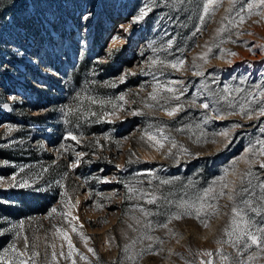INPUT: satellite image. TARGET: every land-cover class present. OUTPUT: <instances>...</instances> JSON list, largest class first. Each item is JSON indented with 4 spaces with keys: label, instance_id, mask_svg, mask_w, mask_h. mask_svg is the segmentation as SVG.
<instances>
[{
    "label": "rangeland",
    "instance_id": "obj_1",
    "mask_svg": "<svg viewBox=\"0 0 264 264\" xmlns=\"http://www.w3.org/2000/svg\"><path fill=\"white\" fill-rule=\"evenodd\" d=\"M248 2L220 0L201 24L205 0H0V264H15L10 248L15 244L23 251L25 235L29 248L23 259L40 253L29 264H128L125 234L134 238L145 231L156 239L137 245L139 251L152 244L137 264H200L208 259L200 255L205 251H212L220 264L221 248L235 253L228 244L216 243L228 216L213 218L207 229L194 216L173 220L165 229L160 225L175 209L163 201L147 204L140 191L179 202L209 186L219 192L222 183L234 181L237 189L247 186L255 193L248 198L258 211L249 216L264 226L259 214L264 189L258 187L264 182L259 166L264 158L248 154L241 159L264 139V117L250 120L238 111L249 92L264 90V16L253 10L239 27L225 19L235 20L236 10ZM145 6L151 10L135 22ZM222 24L227 29L218 33ZM209 48L205 61L200 57ZM178 59L185 61L182 69L166 66ZM157 60L165 63L153 64ZM176 80L183 83L169 84ZM158 82L183 89L185 110L176 117L164 110L177 103L162 99L170 94L161 90L157 101L150 99ZM226 84L243 91L218 100ZM192 100L209 108L190 107ZM113 104L119 105L115 111ZM261 106L259 98L251 102L256 111ZM221 115L225 118H216ZM158 129L177 142L174 156L168 155L170 143L157 151L141 139ZM69 132L81 142L68 138ZM76 152L86 155L72 168ZM13 175L29 186H10ZM160 180L171 183L160 185ZM65 188L75 207L65 203ZM230 203L219 200L222 213ZM53 207L58 211L50 216ZM141 207L153 215L144 217ZM69 210L71 216L59 215ZM56 228L64 229L74 245L68 259V243Z\"/></svg>",
    "mask_w": 264,
    "mask_h": 264
},
{
    "label": "snow or ice",
    "instance_id": "obj_2",
    "mask_svg": "<svg viewBox=\"0 0 264 264\" xmlns=\"http://www.w3.org/2000/svg\"><path fill=\"white\" fill-rule=\"evenodd\" d=\"M220 0H205V3L203 4V15L201 17L200 23H204V17L210 16L215 13L216 8L219 6ZM151 9L145 6L144 9H141L138 16L134 18L135 22H139L142 20L147 14L148 11ZM253 10H256L255 14L264 16V0H250L246 5H242L238 10H236V19L233 20L231 16L226 17L225 19L228 20L230 24H236L238 27L244 23L247 22V19H250L253 15ZM91 16V12L88 13V15H85L83 17L84 20H88ZM227 24H222V26L217 30L218 33H223L227 29ZM127 31V29H125ZM199 31V29H197ZM119 37H115L114 39H118ZM209 52H211V49L209 48L207 52L203 53L201 55V59L207 61V57ZM230 55L235 56L237 53L232 52ZM164 61H153V64H164ZM185 64V61L183 59H178L173 63H169L166 66L171 67L172 69H182ZM134 74V73H129ZM197 75H200L201 73H196ZM121 81L124 80V76H121ZM182 81H170L169 84L171 85H178L182 84ZM169 84H161L157 83L155 88L153 89V92L150 93V99L153 101H157L158 99V93L163 90L164 92L170 94L168 96L162 97L165 102L171 103V101H176L177 103L175 106H170L165 108L167 115L169 117H176L181 111L185 110L184 103H180L181 96H183L184 92L183 89H178L173 86H169ZM242 88H232L230 85H224L221 92L223 95H218V100H228L232 94L240 93L242 92ZM257 98H259V101H264V90L258 91V92H249L248 96L245 98V102L239 105L238 111L240 114H243L247 117V119H259L260 117H264V106L259 107L258 111L254 110L251 107V102L256 101ZM125 97L121 95L119 97V100L123 101ZM96 101L93 100V103ZM101 103H103L101 101ZM190 107H201L203 109H208L209 104L208 103H201L197 105L196 100H192L189 103ZM230 103V107H231ZM113 110L115 111L119 105L113 104ZM148 107H152V105H148ZM163 107V105H161ZM122 110V109H121ZM68 113H72L73 109L69 107L67 109ZM132 115H137L139 113L133 112ZM234 114V113H232ZM92 115H96V113H92ZM110 115V113H105V116ZM218 119L225 118L223 115L217 116ZM238 126V125H237ZM177 131H184L183 128L177 129ZM261 132H264V128L261 129ZM68 138L75 141L77 144H79L81 141L78 139L76 135L69 132ZM218 135L227 137L229 135L228 132H221ZM149 143L150 147L155 148L157 151H161L165 148V142L170 143L171 148L168 149V155L174 156L175 154L172 153V148H177V142L174 139H170L167 135L164 134L163 129H158L155 134L150 132H145L144 136L141 137V139H145ZM199 143V141H196ZM97 143H99L97 141ZM63 147V145L61 146ZM183 153L191 155L189 153L187 148H183L182 146H179ZM252 154L256 156H260L264 158V139L256 140L252 146H250L248 149H246V155L244 157H241L242 160H247V155ZM86 155L83 152H76L75 156L76 159L72 163L71 167L75 168L77 167L82 157ZM251 163V161H248ZM261 168H264V162H261L259 165ZM21 172L24 171L23 168L20 169ZM249 177L252 176V173L249 171L247 173ZM12 183L10 186H16L20 188H25L29 186V183L27 180H20L17 181L16 175H13ZM57 184L60 183V181H56ZM171 181L168 180H160V185H166L170 184ZM215 183V182H214ZM240 183L241 185L244 184V177H240ZM149 184H151V181H149ZM248 184H251V180H248ZM258 187L261 189H264V182H261ZM225 189H228L226 192ZM136 189L130 188L129 192H136ZM158 191V189H157ZM64 196L66 198L65 203L69 204L70 207H75V205H71L70 201L71 198L68 197L67 190L65 188ZM139 196L141 199H145L147 204L155 205L160 201H163L166 203L170 208H174L175 211L171 212L167 222L160 225L162 228H169V224L172 223L173 220L179 221L183 219L184 217H195V219L199 220L202 226L207 229L210 227V221L213 218H219L221 215H225L229 217V220L225 224L224 228L222 229L223 237L216 240L217 244L224 245L228 244L230 247L234 248L236 251L235 253H228L223 250V248L219 251V261L220 264H257L258 260L264 261V226L257 225L256 222L252 219L251 216H249V211L252 213H257V208L254 206L253 201L249 199L248 197H254L255 193L250 190L247 186H242L239 189L236 188L235 182H228V183H222L220 185V191L217 192L216 188L214 186H209L208 188L204 189L202 192L195 194L192 199L187 200L181 198L179 202H176L172 199H169L167 197L163 196H157L155 191L148 192V191H140ZM131 198V197H129ZM226 198L227 201L231 202L230 204H225L224 207L228 209L227 212H221V206L219 204L220 199ZM261 201H264V196L260 197ZM78 203V201H77ZM57 208L53 207L51 209V212L49 215L51 216L54 213H57ZM140 212L144 217H148L150 215H153L150 211L144 209L143 207L140 208ZM261 215V224L264 225V212L259 213ZM60 216L67 218L68 216H71V211H61L59 213ZM78 219V218H76ZM136 220V224L140 225L141 220L138 218H134ZM69 224H72V221H68ZM24 227V222L21 221L19 224V228L22 230ZM147 227H151V224L148 223L146 225ZM129 228H132L133 231L139 232V228H134L132 225H129ZM75 225H73V231H75ZM56 232L59 233V235L62 237L63 240H66L68 243V253L67 256H65V253L61 251L59 255L65 256L66 259L70 258L72 256V253L74 251V245L72 244V241L70 237L68 236L67 232L62 228H56ZM17 237L19 238L20 233H16ZM82 235V234H81ZM130 242L125 243L123 252L125 254V258L128 262V264H137L138 259L144 254V252H151L152 251V244L149 243L147 245V248H141L139 251H137V245L142 244L145 240L152 241L154 238L151 235H148L147 232L143 235H138L137 237L130 238L127 237ZM24 240V250L19 251L16 248V245L13 244L10 248V251L15 254V264H29V260H31L33 257H37L40 255L38 251H33L28 259H23L26 255H28V237L25 235L23 237ZM160 243H163V241H160ZM52 252L51 257L53 261L57 260V252L55 250L56 245H51ZM255 249V251H253ZM89 252H92L93 255H96L95 250L92 248L88 249ZM245 253L247 255L245 256ZM7 254V253H6ZM200 255L207 257V260H201L200 264H216V261L214 259V253L212 251H205L203 253H200ZM81 259L86 260L87 257L81 255ZM7 264H13V261H7ZM72 264H76L75 260H72Z\"/></svg>",
    "mask_w": 264,
    "mask_h": 264
},
{
    "label": "bare ground",
    "instance_id": "obj_3",
    "mask_svg": "<svg viewBox=\"0 0 264 264\" xmlns=\"http://www.w3.org/2000/svg\"><path fill=\"white\" fill-rule=\"evenodd\" d=\"M120 24L119 25H122L123 23H124V21H122V22H119Z\"/></svg>",
    "mask_w": 264,
    "mask_h": 264
}]
</instances>
